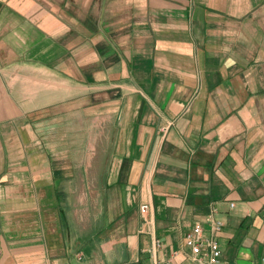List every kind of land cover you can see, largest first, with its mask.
<instances>
[{
  "label": "crops",
  "instance_id": "0c3cea01",
  "mask_svg": "<svg viewBox=\"0 0 264 264\" xmlns=\"http://www.w3.org/2000/svg\"><path fill=\"white\" fill-rule=\"evenodd\" d=\"M213 207L263 264L264 0H0V264H196Z\"/></svg>",
  "mask_w": 264,
  "mask_h": 264
},
{
  "label": "built area",
  "instance_id": "2783aa9c",
  "mask_svg": "<svg viewBox=\"0 0 264 264\" xmlns=\"http://www.w3.org/2000/svg\"><path fill=\"white\" fill-rule=\"evenodd\" d=\"M166 129V127H164ZM233 206V204H232ZM151 205L143 203L141 205V212L143 221L146 223L151 221L149 212ZM216 208L213 207L207 219L211 224V234L206 236L204 228L200 223H196L186 236V244L191 249L190 259L196 264H218L220 263L221 248L219 244L218 235L223 230L225 222L216 216ZM155 249L161 247L160 239L155 238ZM158 264H163L159 262ZM264 264V262H263Z\"/></svg>",
  "mask_w": 264,
  "mask_h": 264
}]
</instances>
